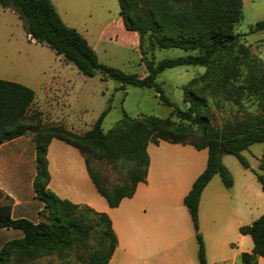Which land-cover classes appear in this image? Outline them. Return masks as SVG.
<instances>
[{"label": "trees", "instance_id": "trees-1", "mask_svg": "<svg viewBox=\"0 0 264 264\" xmlns=\"http://www.w3.org/2000/svg\"><path fill=\"white\" fill-rule=\"evenodd\" d=\"M119 15L127 30L140 38L147 36L150 49L180 48L184 55L164 57L157 61L145 57L141 45V60L145 74L126 72L98 60L94 48L75 28L64 23L51 0H0V7L14 11L35 43L44 44L56 55L72 63L84 76L99 73L101 79L124 85L151 88L159 102L171 108L170 115L191 126L175 123L167 117L138 114L122 117L107 131L101 127L109 108L100 113L91 128L78 134L59 124L43 127L39 114L28 113L34 98L32 89L11 80L0 78V143L25 132L33 133L36 173L32 181L35 196L42 200L39 221L11 216V201L5 196L0 203V227L18 228L19 239L5 242L0 248V264H19L41 254L60 253L72 248L76 240L86 242L94 227H99L95 247L86 264H107L115 246L116 236L107 214L86 205H78L58 197L48 187L47 147L57 138L96 158L114 162L121 158L133 165L121 184L104 186L90 170L98 192L110 207L123 197L133 194L136 184L145 180L148 155L146 145L167 141L189 143L206 148L205 168L193 180L183 198L195 230L198 264H206L204 245L198 228V203L204 185L218 174L225 186L232 184L228 169L222 164V154H232L245 168H249L241 151L254 142H264V63L249 55L247 46L234 31L242 17L243 0H117ZM264 29V20L257 21L251 30ZM202 66L204 71L183 85V109L166 95L156 80L158 74L177 66ZM208 90V94L204 91ZM209 96L220 105L223 100L240 104L243 98L254 99L259 112L213 127L209 115ZM264 191V160L251 169ZM95 222L92 223V217ZM252 239L250 252L240 254L241 264H258L264 257V212L250 224L238 228ZM13 254L21 257L13 259Z\"/></svg>", "mask_w": 264, "mask_h": 264}, {"label": "crops", "instance_id": "crops-1", "mask_svg": "<svg viewBox=\"0 0 264 264\" xmlns=\"http://www.w3.org/2000/svg\"><path fill=\"white\" fill-rule=\"evenodd\" d=\"M26 37L30 39L28 34ZM58 56L61 65L53 70L45 90L71 81L67 72L70 62ZM0 78L32 89L34 98L29 108L37 106L40 89L18 79ZM67 128L75 131L71 126ZM146 152L145 180L136 184L131 196L110 207L91 178L85 155L65 141L52 138L46 154L48 187L62 199L107 214L116 236V246L107 264H198L196 234L183 198L205 168L207 150L161 140L149 142ZM241 153L249 168L242 166L234 155L222 154L220 160L230 172L232 184L225 186L220 176L214 174L200 193L198 228L206 264H241L240 254L250 252L253 244L251 237L238 228L264 212V191L251 170L264 160V142H254ZM35 173L32 132L0 143V203L5 196L10 198L13 218L39 221L43 202L32 187ZM22 236L18 228L0 227V248ZM257 262L264 264V257L257 256Z\"/></svg>", "mask_w": 264, "mask_h": 264}, {"label": "rangeland", "instance_id": "rangeland-1", "mask_svg": "<svg viewBox=\"0 0 264 264\" xmlns=\"http://www.w3.org/2000/svg\"><path fill=\"white\" fill-rule=\"evenodd\" d=\"M57 12L70 27L75 28L94 46L98 60L104 64L118 67L126 72L145 74L141 60L140 40L145 57L157 61L164 57L184 55L189 51L180 48H154L148 46L147 36L140 38L137 32L127 30L121 16L117 0H51ZM264 20V0H243L242 17L235 25L252 58L264 63V29L251 28L257 21ZM27 33L17 14L0 7V76L18 79L33 89H40L37 106L29 108L28 113L36 111L43 127L59 124L71 126L78 134L91 128L102 111L109 108L102 120V129L107 131L121 117L123 112L130 116L138 114L158 117L169 116L172 121L184 126L187 122L170 115L171 108L159 102L151 88L120 84L109 78L101 79L99 73L84 76L70 63L67 71L71 78L64 86H53L45 90L53 70L61 65V60L49 47L35 43L26 37ZM202 66H177L165 69L156 80L161 82L166 95L180 108L185 109L183 85L193 77L199 76ZM123 90L126 94L124 95ZM208 94V90L204 91ZM209 117L213 127H222L228 121L244 118L249 113L259 112L254 99L243 98L240 104L223 100L216 104L209 96ZM41 107V110L38 108ZM57 121H47V119ZM87 163L96 178L107 187L121 184L127 178L133 165L130 161L117 159L109 162L86 153ZM92 217V223L95 217ZM99 227H94L92 237L83 242L76 240L69 250L60 253L37 254L19 264H86L89 253L95 247ZM13 259L21 257L13 254Z\"/></svg>", "mask_w": 264, "mask_h": 264}]
</instances>
